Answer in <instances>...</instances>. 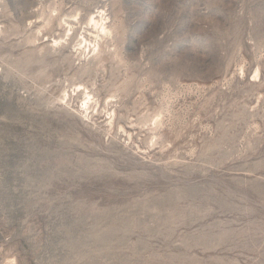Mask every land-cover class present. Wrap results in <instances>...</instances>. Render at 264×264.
Listing matches in <instances>:
<instances>
[{
	"label": "rangeland",
	"instance_id": "obj_1",
	"mask_svg": "<svg viewBox=\"0 0 264 264\" xmlns=\"http://www.w3.org/2000/svg\"><path fill=\"white\" fill-rule=\"evenodd\" d=\"M0 1V264H264V0H102L120 57L83 70L26 41L40 0ZM75 83L115 93L113 130Z\"/></svg>",
	"mask_w": 264,
	"mask_h": 264
},
{
	"label": "bare ground",
	"instance_id": "obj_2",
	"mask_svg": "<svg viewBox=\"0 0 264 264\" xmlns=\"http://www.w3.org/2000/svg\"><path fill=\"white\" fill-rule=\"evenodd\" d=\"M100 2H102V0H98L95 8L88 12L86 17L81 20L78 8H75V11L70 14H60V0H40L42 8L40 9L38 18L41 19H36L35 22H37L38 25H34L30 20L31 33L30 36L26 38V41H28V43L30 42L31 45H36L35 47L38 51H45V47H48L50 43V46L56 45V47H71L72 45L75 48V52L78 53L77 58L82 59V62L79 63L81 64L82 70L88 68L91 62L96 63V65H100V63H102L105 59L104 54L106 52V54H109L110 56L118 57L121 51L119 52L118 44H116L114 40L117 28L109 13H107V9L105 8L106 4L104 3L99 5ZM54 20L60 27L61 32L57 36H52L51 39H48L47 44H43L44 42L42 39L45 36L43 30L50 27ZM1 31L3 32V30ZM112 46L113 48H111ZM242 71L244 73L243 68ZM253 71L254 76L259 78V81H261L260 66L257 65L254 67L251 73ZM71 87L73 88L62 89V94L59 96L61 103L65 102V104H69V102L74 100L75 97H79L78 108H80L79 111L81 112V115L85 118L93 120L95 117L103 113L104 116H106L105 121L107 130H113L115 118L117 117V110L113 105L117 102L114 100V98L117 97L115 93L105 97L101 103L99 96L94 94L88 85L84 83H75ZM171 107L170 100H165L160 107H158L156 112L153 113L149 119H147L150 121L147 127L149 132L148 142L154 145V148L158 145L157 133L164 126L165 119L168 118L167 116L171 112ZM119 126L122 135H125L128 140H132V132L123 125ZM137 147L141 148L140 146Z\"/></svg>",
	"mask_w": 264,
	"mask_h": 264
}]
</instances>
